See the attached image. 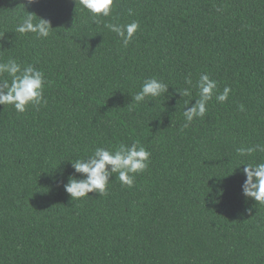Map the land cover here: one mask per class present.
<instances>
[{
    "label": "trees",
    "instance_id": "obj_1",
    "mask_svg": "<svg viewBox=\"0 0 264 264\" xmlns=\"http://www.w3.org/2000/svg\"><path fill=\"white\" fill-rule=\"evenodd\" d=\"M0 264H264V0H0Z\"/></svg>",
    "mask_w": 264,
    "mask_h": 264
}]
</instances>
